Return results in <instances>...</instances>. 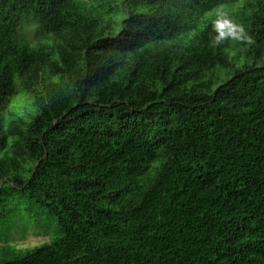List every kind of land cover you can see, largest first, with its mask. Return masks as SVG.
<instances>
[{
    "label": "trees",
    "instance_id": "trees-1",
    "mask_svg": "<svg viewBox=\"0 0 264 264\" xmlns=\"http://www.w3.org/2000/svg\"><path fill=\"white\" fill-rule=\"evenodd\" d=\"M24 197L54 239L0 264H264V0H0V224Z\"/></svg>",
    "mask_w": 264,
    "mask_h": 264
},
{
    "label": "rangeland",
    "instance_id": "rangeland-1",
    "mask_svg": "<svg viewBox=\"0 0 264 264\" xmlns=\"http://www.w3.org/2000/svg\"><path fill=\"white\" fill-rule=\"evenodd\" d=\"M25 36L30 42L36 39L35 26L27 25ZM19 90L18 98L12 104L11 110L23 116L24 108L28 110L31 105L30 100L27 101L25 98L22 89ZM19 207L22 217L0 224V247H4L9 252L12 251V247L16 250H25L54 239L55 226L51 220L46 219L45 216L40 219L30 217L37 210L36 204L24 197L19 201Z\"/></svg>",
    "mask_w": 264,
    "mask_h": 264
}]
</instances>
